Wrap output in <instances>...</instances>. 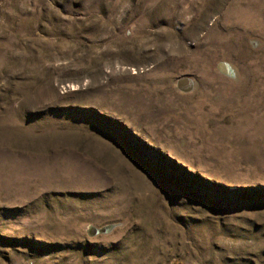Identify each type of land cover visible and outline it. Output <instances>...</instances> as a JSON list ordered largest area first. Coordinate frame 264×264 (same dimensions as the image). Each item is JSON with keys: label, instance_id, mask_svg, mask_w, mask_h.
I'll return each instance as SVG.
<instances>
[{"label": "rangeland", "instance_id": "obj_1", "mask_svg": "<svg viewBox=\"0 0 264 264\" xmlns=\"http://www.w3.org/2000/svg\"><path fill=\"white\" fill-rule=\"evenodd\" d=\"M0 264H264V0H0Z\"/></svg>", "mask_w": 264, "mask_h": 264}, {"label": "water", "instance_id": "obj_2", "mask_svg": "<svg viewBox=\"0 0 264 264\" xmlns=\"http://www.w3.org/2000/svg\"><path fill=\"white\" fill-rule=\"evenodd\" d=\"M219 69L229 75V76H233V72L232 70L230 69V67L227 66L226 63H220L219 65ZM177 87L181 90V91H184V92H188V91H191L193 90L194 88V81L193 79L191 78H188V77H183V78H180L178 81H177Z\"/></svg>", "mask_w": 264, "mask_h": 264}]
</instances>
